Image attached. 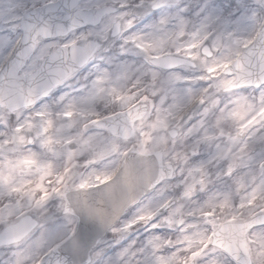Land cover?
I'll list each match as a JSON object with an SVG mask.
<instances>
[{
  "label": "snow or ice",
  "instance_id": "1",
  "mask_svg": "<svg viewBox=\"0 0 264 264\" xmlns=\"http://www.w3.org/2000/svg\"><path fill=\"white\" fill-rule=\"evenodd\" d=\"M0 264H264V0H0Z\"/></svg>",
  "mask_w": 264,
  "mask_h": 264
},
{
  "label": "rangeland",
  "instance_id": "2",
  "mask_svg": "<svg viewBox=\"0 0 264 264\" xmlns=\"http://www.w3.org/2000/svg\"><path fill=\"white\" fill-rule=\"evenodd\" d=\"M141 27H143V25H141ZM73 94H75V93H73Z\"/></svg>",
  "mask_w": 264,
  "mask_h": 264
}]
</instances>
